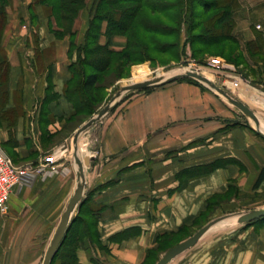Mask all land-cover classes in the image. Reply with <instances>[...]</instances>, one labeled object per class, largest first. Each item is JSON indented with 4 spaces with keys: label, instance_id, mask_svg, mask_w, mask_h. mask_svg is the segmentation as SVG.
I'll list each match as a JSON object with an SVG mask.
<instances>
[{
    "label": "crops",
    "instance_id": "obj_1",
    "mask_svg": "<svg viewBox=\"0 0 264 264\" xmlns=\"http://www.w3.org/2000/svg\"><path fill=\"white\" fill-rule=\"evenodd\" d=\"M95 4L85 0L71 25H61L41 0H12L7 7L2 38L10 64L7 108L17 106L19 91L23 113L12 129L4 125L3 140L18 142L20 155L26 156L24 142L32 137L38 165L46 142L54 140L50 148L57 161L51 171L32 172L14 187L10 212L0 213V264H43L77 187L74 137L92 117L72 120L75 108L65 89ZM241 4L235 35L243 44L259 37L264 49V0ZM27 13L32 22L24 20ZM106 29L104 21L99 43L124 49L126 36L108 35ZM256 54L249 74L228 70L237 87L233 79L223 84L254 110L264 131V51ZM244 55L251 58L245 49ZM141 90L121 100L98 134L89 133L83 139L87 145L79 148L78 157L94 156V163L85 167L84 196L74 215L93 209L99 239V258L90 245L77 248L80 264H156L218 218L167 264H264V217L240 220L241 213L264 208V181L256 185L264 168V138L256 124L202 83L175 80ZM42 108L49 116H41ZM171 233L181 240L159 251L161 236Z\"/></svg>",
    "mask_w": 264,
    "mask_h": 264
},
{
    "label": "trees",
    "instance_id": "obj_2",
    "mask_svg": "<svg viewBox=\"0 0 264 264\" xmlns=\"http://www.w3.org/2000/svg\"><path fill=\"white\" fill-rule=\"evenodd\" d=\"M191 1L201 7V10L198 11L199 16L201 17H206L208 13L215 8H221V10L213 14L210 18H206L205 22L200 21L197 24L193 23L191 25V29L193 31L199 29L201 25H204V30L192 33L191 35L190 41L193 46L199 45L198 48H196L197 50H205L214 45L225 43L226 45L228 43L239 45V39L233 34V30L236 25L234 18V6L237 3L234 2L236 0ZM11 2L12 0H0V109L3 111V124L7 127H11L12 129L20 114L18 115L16 113L18 108L17 106L7 108L10 64L5 48L2 45V38L8 20L7 7ZM41 3L50 11L54 12L61 25L65 21L70 22L71 25V22L76 17L79 10L85 6V0H41ZM148 3L149 2L142 3L141 0H96L90 27L86 34L85 44L79 47L78 59L70 66L72 78L68 82L65 89L67 98L73 103L75 108L72 120L80 122L97 112L103 100L102 96H100V90L104 86L102 84V80L106 79L108 76L107 73L116 61H121L124 66L135 62V51L140 46L139 43L141 40L138 39V37L141 34H145L142 36L143 38L141 41V44L144 47H148V45L157 46L156 38L155 40L151 39L149 38V35H159L161 37L168 38L175 36L177 29L180 27V18L178 21L174 14V9L177 8L178 5L185 6V4L189 2L187 0H178L177 2H174L175 4L162 6H151V4ZM144 8H148L151 13L161 14L166 19L168 18L170 22H175V26H166L161 23L157 24L156 21L150 22L151 20L149 21L146 17L141 16L142 9ZM183 10L184 7L179 11L182 16L184 15ZM145 20H147V22ZM104 21H107L106 33L108 35L122 34L126 36L127 45L124 49L114 51L110 50L107 45H101L99 43L101 28ZM166 44L172 45L174 42L168 41L165 42V45ZM238 50L241 49L238 48ZM165 51L166 50L164 48L160 50L162 53ZM180 80L200 83L190 77H184ZM74 81H76L74 85L70 86ZM263 181L264 168L260 171L256 185H259V183ZM88 214L84 209L77 215H74L68 234L60 246L56 256L66 244H69L70 246H68L72 247V244L75 241L76 243L81 242L83 245H88L85 244L86 240L91 241L93 239H97L99 244L96 219L93 209H88ZM183 229L184 228H181L180 231ZM181 236L182 235H177L176 233L164 234L161 236L162 238L164 237V239L159 241L156 248H158L159 251L167 249L170 247V244L180 241L182 238ZM80 238L82 240H80ZM67 241L68 243H66ZM81 243L77 245V248L82 245ZM65 255V258L61 260V264H80L77 252L66 251Z\"/></svg>",
    "mask_w": 264,
    "mask_h": 264
},
{
    "label": "rangeland",
    "instance_id": "obj_3",
    "mask_svg": "<svg viewBox=\"0 0 264 264\" xmlns=\"http://www.w3.org/2000/svg\"><path fill=\"white\" fill-rule=\"evenodd\" d=\"M141 1L142 3L149 2L151 6L153 5L162 6L168 4H175L174 2H177L178 0H141ZM187 1L189 3L185 4V6L178 5L177 8L174 9L175 11L174 14L177 20L179 21L180 18V27L177 29L175 36L168 38V37H161L159 35H149V38L151 39L155 40L156 38L157 46L148 45V47L146 46L144 47L141 44L143 38L142 36L145 35L143 33L138 37V39H140L141 41L139 43L140 45L139 48L135 51V55H136L135 62L128 64L127 66H124L121 61H116L113 64V67L107 73L108 76L106 77V79L102 80V84L104 86L100 90L101 92L100 96H102L103 100L97 112L111 100V98L122 88V86H124L125 84H130L132 82L142 81L146 79H153L158 77H167L170 75L177 74L182 70L195 69L200 73H202L203 75L210 78L216 84L223 86L224 85L223 80L225 79L227 80L233 79L232 83H234V80H236L232 78L228 70H235V71L237 70L239 73H243V74L250 73V71L253 69V65L256 64L258 61L257 58L258 55L256 53H258V51H264L263 42L260 41L259 37H257L255 41L247 42L246 44H243V42L239 40V45H235L233 43H228L226 45L225 43L220 45H214L205 50H197L196 48H198L199 45L193 46V44L190 41L191 35L192 33L200 32L204 30V25H201V27H199V29L195 31L191 29V25L193 23L197 24L200 21L205 22L206 18H210L213 14L221 10V8H215L211 10V12L208 13L206 17H201L199 16L198 13V11L201 10V7L198 6L196 3H193V1L191 0H187ZM234 3H236V5L234 6V10H235L234 18H235V13L238 10L242 9V4H241V0H236ZM183 7H184L183 10L184 15L182 16L179 13V11L182 10ZM141 16L146 17L147 19H149V21L151 20L150 22L156 21L157 24L161 23L166 26H175L174 24H176L175 22H170L168 18L166 19L164 16H162L159 13H151L148 8L142 9ZM32 18H33L32 13H27L26 19L24 20L32 22L33 20ZM145 21L147 22V20ZM233 34L235 35L234 30H233ZM168 41H172L174 42V44L165 45V42ZM23 47L25 48V46ZM163 48L166 51L162 53L160 52V50H162ZM238 48H240L241 50H238ZM244 49L250 53L251 56L250 59H247L245 57ZM215 57H221V59L224 62L223 67L218 68L211 64L212 58ZM120 75H124V76H120ZM256 78L258 79V81L259 79H263V78H259L258 76H256ZM76 81H74L70 86H73ZM139 91L142 90L139 89V90L127 91L126 93H124L121 100H123L124 98H128ZM16 102L18 107L16 113L18 115L19 114L21 115L23 113V108L21 107L20 104L19 91L17 92L16 95ZM238 111L240 112L241 116L244 118L246 122H250L252 125L255 126V121L250 116L245 115L240 110ZM2 113L3 111L0 109V140L3 148L15 160L17 165L19 166L28 165L32 167H37L38 164H36L37 162H35V159L38 157L40 152L38 151L37 146L32 140V137L31 138L29 137V141L26 138L24 142L26 143L25 144L26 147H24V150H26L25 153L27 154L26 156L20 155L19 153L20 151L18 149V142H15L11 139V141H9L7 145V143L3 140L5 134H3V129H2L4 127ZM41 114H42L41 116H49L50 113L49 112L47 113L45 111V108H42ZM95 114H93L90 117H93ZM104 118L102 119V121L104 120ZM102 121L98 122L97 123L98 125L92 126L90 129H88V134L89 133L90 135L98 134L99 126ZM84 135L85 134H83L81 138H83ZM46 136L47 135H45V137ZM49 142L50 141L46 142L45 144L46 151H44L43 156L54 155V148H50V145H52V143L54 144V140L51 141L50 145ZM80 240L82 239L80 238ZM66 243H68V241ZM80 243L81 242L76 243L75 241L72 244V247H69L70 245L66 244L63 247V249L60 251V253H58V255L56 256V259L53 264H61V260L65 258L64 256H66L65 255L66 251L77 252L76 250L77 245H79ZM85 244L90 245L92 256L94 258H99V252L97 251L99 247L98 240L97 239H93L91 241L86 240ZM93 249H95L96 251L94 252Z\"/></svg>",
    "mask_w": 264,
    "mask_h": 264
},
{
    "label": "water",
    "instance_id": "obj_4",
    "mask_svg": "<svg viewBox=\"0 0 264 264\" xmlns=\"http://www.w3.org/2000/svg\"><path fill=\"white\" fill-rule=\"evenodd\" d=\"M184 77H190V78H193L199 81L202 84H205L206 86L210 87L211 89L216 91L218 94L223 96L226 100H228L232 105H234L236 108L242 111L245 115L250 116L255 121L256 131L264 138V131L260 128L259 119L256 113L254 112V110H252L242 100L234 96L224 85L221 86V85L216 84L210 78H208L207 76L203 75L202 73H200L199 71L195 69L182 70L181 72L177 74L170 75L167 77H158V78H153V79L136 81L130 84H125L111 98V100L105 106H103L98 111V113H96L92 118H90L87 122H85L75 134V137H74V143L76 145L75 146V151H76L75 159L78 165L77 175H78L79 181H78L74 194L70 198L66 206V209L62 213L57 229L52 237L50 245L44 256L43 264L53 263V260L60 246L62 245L64 239L66 238L70 225L73 221L75 211L80 205L83 199V196H84L85 185H86L85 167L92 165L94 163V156L86 155L83 159L78 157V151H79L78 141L80 139V136L84 132H86L89 128L96 125L98 122L102 121V119L107 114H109L112 110H114L118 106L119 102L121 101L124 93H126L127 91L155 87V86H159V85H162L168 82H172L177 79L184 78ZM263 217H264V208L252 209L247 212L241 213L240 220L244 222H249V221H253L259 218H263ZM219 220L220 218L209 222L208 224L200 228L192 236L188 237L187 239L181 241L177 245L167 250L156 264H167L173 258H175L178 254H180L187 248L195 245L202 238V236L207 232V230L211 227V225L218 222Z\"/></svg>",
    "mask_w": 264,
    "mask_h": 264
},
{
    "label": "built area",
    "instance_id": "obj_5",
    "mask_svg": "<svg viewBox=\"0 0 264 264\" xmlns=\"http://www.w3.org/2000/svg\"><path fill=\"white\" fill-rule=\"evenodd\" d=\"M211 64L216 67H223V60L221 57L212 58ZM234 86L239 85V81L234 80ZM85 134L82 137V135ZM79 139L80 150L84 149L87 145V141H83L84 138H87L88 130L84 132ZM56 158L54 155L44 156L42 162L37 167L32 166H19L13 159L5 152L2 147L0 140V213L8 214L10 212V199L13 192V189L16 185L24 181V179L30 175L32 172H46L47 170L54 169L56 165Z\"/></svg>",
    "mask_w": 264,
    "mask_h": 264
},
{
    "label": "bare ground",
    "instance_id": "obj_6",
    "mask_svg": "<svg viewBox=\"0 0 264 264\" xmlns=\"http://www.w3.org/2000/svg\"><path fill=\"white\" fill-rule=\"evenodd\" d=\"M78 147H79V141H78Z\"/></svg>",
    "mask_w": 264,
    "mask_h": 264
}]
</instances>
